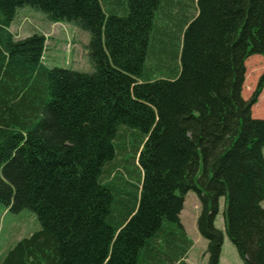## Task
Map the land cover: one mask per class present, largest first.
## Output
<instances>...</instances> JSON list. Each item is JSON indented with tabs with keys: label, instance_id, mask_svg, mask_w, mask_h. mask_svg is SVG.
I'll use <instances>...</instances> for the list:
<instances>
[{
	"label": "trees",
	"instance_id": "1",
	"mask_svg": "<svg viewBox=\"0 0 264 264\" xmlns=\"http://www.w3.org/2000/svg\"><path fill=\"white\" fill-rule=\"evenodd\" d=\"M172 6L0 0V205L40 226L0 264H184L191 191L206 264L224 233L243 264H264V120L251 116L264 74L241 93L245 61L264 57V0H192L185 21ZM24 7L88 33L92 71L48 68L38 32L16 39Z\"/></svg>",
	"mask_w": 264,
	"mask_h": 264
},
{
	"label": "rangeland",
	"instance_id": "2",
	"mask_svg": "<svg viewBox=\"0 0 264 264\" xmlns=\"http://www.w3.org/2000/svg\"><path fill=\"white\" fill-rule=\"evenodd\" d=\"M170 1H172V4L174 5L172 6L173 12H179L182 15L179 16L180 19L185 21L190 18L192 0ZM108 10H110V6L108 7ZM166 10L168 9L166 8ZM117 14L119 16H124L126 11ZM155 21L156 25L159 27L163 26L171 28L169 20L165 17L164 13H161V11L157 13ZM179 30L180 29L177 27L173 29L177 36L179 35ZM34 32L43 34L48 40L47 43L49 44L46 45V50H44L42 58L43 62L48 68L71 69L80 73H90L92 71V66L88 59V33L79 30L74 25L50 23L41 13L28 7L18 10L15 23L12 26V33L15 38L21 39ZM50 39L51 41L49 42ZM263 74L264 57L253 55L247 58L245 61L244 82L241 92L244 100H248L250 98L259 78ZM252 108V118L264 120V88L258 97L257 103ZM134 143L135 140L133 141V137L131 136L128 140V144L129 146H133ZM126 154L125 160H122V167L124 172L129 174L124 175L125 180L127 183H129L126 190L129 193H132L134 192V187L137 186V177L132 161L129 160L130 153L127 152ZM116 160H120V156H118ZM221 202L223 203V201ZM222 203H220L221 209L223 205ZM195 206H199V201L196 193L191 191L186 197L183 204V209L179 215L181 223L184 225L191 237H193V228L198 234L196 220L200 211L196 210L194 208ZM221 223V217H219L216 226L221 227ZM39 229L40 226L38 220L32 212L24 210L14 214L9 212L4 206L0 205V260L2 259L3 255L17 242L30 236ZM223 241L225 242V245L229 246L232 250V260L234 258V261L239 260V263L243 264L234 246L230 243L225 233ZM195 244L196 245L193 252L194 257L190 258L189 264H199L200 257H203V255L200 254V243Z\"/></svg>",
	"mask_w": 264,
	"mask_h": 264
},
{
	"label": "crops",
	"instance_id": "3",
	"mask_svg": "<svg viewBox=\"0 0 264 264\" xmlns=\"http://www.w3.org/2000/svg\"><path fill=\"white\" fill-rule=\"evenodd\" d=\"M15 23V21L12 23L11 27H10V32L12 33V26L13 24ZM13 34V33H12ZM30 35V34H29ZM27 35V36H29ZM43 35V34H42ZM25 36V37H27ZM44 36V35H43ZM23 37V38H25ZM45 37V36H44ZM49 39V38H48ZM51 41V39L49 40V42ZM48 40L47 38H45V50H46V45H48L49 43H47ZM252 110L253 108L251 109V113H252ZM252 115V114H251ZM189 194V193H188ZM188 194L185 196L184 198V202H185V199L186 197L188 196ZM196 210L200 211V205L199 206H195L194 207ZM223 209V208H222ZM222 214V213H221ZM219 214L218 218L221 217V222H222V215ZM199 215V214H198ZM218 218L216 219V222H215V225L217 224V220ZM179 219H180V216H179ZM180 223H181V220H180ZM222 226L221 227H217L219 228L220 230H224L223 228V222L221 223ZM187 237L191 240L192 242V247L189 249V251L187 252L186 256L184 257L183 259V262L184 264H189L190 262V258L194 257L193 255V252H194V248H195V243H200L201 245V248H200V254L203 255V257L201 258L200 257V262L199 264H206V261H207V257L205 256V249H206V241L200 236V234L196 233L194 228L192 229V236L194 237H191V235H189V233L187 232L186 228L184 227V225L181 223ZM197 228V227H196ZM198 232V230H197ZM231 255H232V250L229 246L225 245V242L223 241V245H222V249H221V254H220V259H219V264H240L239 263V260L238 261H234V258L232 260L231 258Z\"/></svg>",
	"mask_w": 264,
	"mask_h": 264
}]
</instances>
